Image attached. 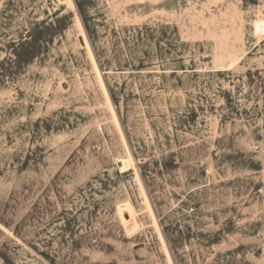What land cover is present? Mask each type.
<instances>
[{
	"label": "rangeland",
	"instance_id": "rangeland-1",
	"mask_svg": "<svg viewBox=\"0 0 264 264\" xmlns=\"http://www.w3.org/2000/svg\"><path fill=\"white\" fill-rule=\"evenodd\" d=\"M0 78V264H264V0H0Z\"/></svg>",
	"mask_w": 264,
	"mask_h": 264
},
{
	"label": "trees",
	"instance_id": "trees-1",
	"mask_svg": "<svg viewBox=\"0 0 264 264\" xmlns=\"http://www.w3.org/2000/svg\"><path fill=\"white\" fill-rule=\"evenodd\" d=\"M32 41L31 44L29 42H21L19 43V46L21 47L20 49L15 48L14 49V58H8L7 64H8V68L7 69H15V70H19L21 69L22 66H24L25 64H28L29 62H31L35 56L37 55V52L35 50V45L37 44L38 40H39V36H32ZM2 63V67L5 68V63L4 61H1ZM10 72V71H9ZM11 73H15V72H10ZM249 74H251V72H249ZM2 77V76H1ZM1 78H0V83H1ZM228 96L226 97V103L229 106L233 107V102L231 100V98L229 97V94H227ZM236 108V107H235ZM67 212L66 211H62L61 213V219L64 221V224L61 227V230L63 233H66L67 231H69V236H72L74 234V228H73V222H76V218L73 217L72 219L66 217ZM30 221V218H29ZM75 244H78V242H74ZM45 256V258L47 260H49L50 262L54 263L55 259L53 257H51L49 254H43Z\"/></svg>",
	"mask_w": 264,
	"mask_h": 264
},
{
	"label": "water",
	"instance_id": "water-1",
	"mask_svg": "<svg viewBox=\"0 0 264 264\" xmlns=\"http://www.w3.org/2000/svg\"><path fill=\"white\" fill-rule=\"evenodd\" d=\"M118 166H121V162H118Z\"/></svg>",
	"mask_w": 264,
	"mask_h": 264
}]
</instances>
